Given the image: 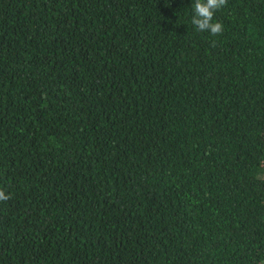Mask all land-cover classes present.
Here are the masks:
<instances>
[{
  "label": "trees",
  "instance_id": "trees-1",
  "mask_svg": "<svg viewBox=\"0 0 264 264\" xmlns=\"http://www.w3.org/2000/svg\"><path fill=\"white\" fill-rule=\"evenodd\" d=\"M0 0V264L264 260V0Z\"/></svg>",
  "mask_w": 264,
  "mask_h": 264
},
{
  "label": "clouds",
  "instance_id": "clouds-1",
  "mask_svg": "<svg viewBox=\"0 0 264 264\" xmlns=\"http://www.w3.org/2000/svg\"><path fill=\"white\" fill-rule=\"evenodd\" d=\"M228 0H194L192 4L194 15L191 19L194 25L201 32H210L213 36L221 35L224 31L222 22H214L215 13L225 7ZM11 196L0 189V202H6ZM264 264V260L260 262Z\"/></svg>",
  "mask_w": 264,
  "mask_h": 264
}]
</instances>
